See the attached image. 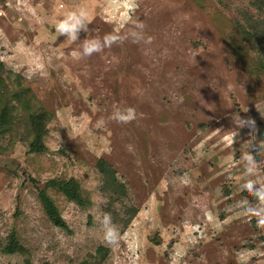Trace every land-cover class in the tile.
Masks as SVG:
<instances>
[{"label":"rangeland","instance_id":"rangeland-1","mask_svg":"<svg viewBox=\"0 0 264 264\" xmlns=\"http://www.w3.org/2000/svg\"><path fill=\"white\" fill-rule=\"evenodd\" d=\"M261 1L138 0L151 45L75 60L80 41L56 38L57 20L86 8L102 38L122 5L0 0V264H264V227L241 207L256 203L243 155L264 159ZM117 106L137 119L109 120Z\"/></svg>","mask_w":264,"mask_h":264},{"label":"clouds","instance_id":"clouds-1","mask_svg":"<svg viewBox=\"0 0 264 264\" xmlns=\"http://www.w3.org/2000/svg\"><path fill=\"white\" fill-rule=\"evenodd\" d=\"M111 5H122L124 12L119 20V27L114 31L104 35L102 38L91 34L89 25L92 23L86 8L78 7L67 11L62 17H60L55 24L56 38L58 36H64L68 41L76 43L80 41V47L74 50L72 55L75 60H82L93 56L94 54L101 53L106 48H111L113 45L121 44L128 40L132 43H143L145 45H151L153 43V37L146 35V25L137 19H133V13L138 7V0H109ZM33 16L37 15V10L34 7L29 8ZM125 29H127L125 31ZM83 31L86 33V37L83 40H79V33ZM137 119L136 108L132 106L119 107L117 106L109 120L115 121L120 124H128ZM236 125L243 126V121L239 116L234 118ZM108 121L100 120L98 125H104ZM248 123L252 126L250 132L251 139L248 141V148L252 146V141L255 140V121L249 118ZM237 136V131L234 129L229 135L225 137L229 146H232L234 139ZM264 156V144H260V152L258 153ZM242 162L245 165L244 171L246 173L245 182L241 184V190L249 193L256 201L253 204L251 201L241 202V207L244 210L245 215L255 218L257 225L264 227V181H257L254 179L258 177L262 171H264V159L257 161L254 155L250 151H246L243 155ZM104 241L106 243H114L119 236V228L113 222V218L110 213H105L99 218Z\"/></svg>","mask_w":264,"mask_h":264},{"label":"trees","instance_id":"trees-1","mask_svg":"<svg viewBox=\"0 0 264 264\" xmlns=\"http://www.w3.org/2000/svg\"><path fill=\"white\" fill-rule=\"evenodd\" d=\"M257 6H259V8H260V6H263L264 7V0H262L260 2V5H257ZM255 41L257 43H264V22L263 21H261V25L256 30V38H255ZM38 135L39 134H36L35 137L33 138L34 140L29 143V151L36 150V147L34 145V141H36L38 139ZM41 199H42L44 208H45L46 212L48 213V216H49L50 220L54 224H57V225L60 224V220L57 217V215H55V212L53 211V209H52V207H51L48 199L44 195L41 196Z\"/></svg>","mask_w":264,"mask_h":264},{"label":"bare ground","instance_id":"bare-ground-1","mask_svg":"<svg viewBox=\"0 0 264 264\" xmlns=\"http://www.w3.org/2000/svg\"><path fill=\"white\" fill-rule=\"evenodd\" d=\"M148 139V138H147Z\"/></svg>","mask_w":264,"mask_h":264}]
</instances>
